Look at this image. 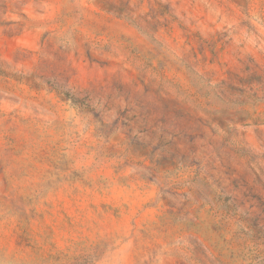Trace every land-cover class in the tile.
<instances>
[{
    "label": "rangeland",
    "instance_id": "374dc122",
    "mask_svg": "<svg viewBox=\"0 0 264 264\" xmlns=\"http://www.w3.org/2000/svg\"><path fill=\"white\" fill-rule=\"evenodd\" d=\"M0 264H264V0H0Z\"/></svg>",
    "mask_w": 264,
    "mask_h": 264
}]
</instances>
